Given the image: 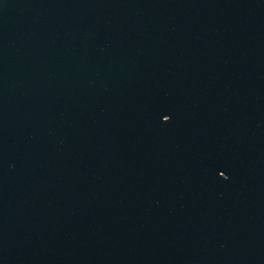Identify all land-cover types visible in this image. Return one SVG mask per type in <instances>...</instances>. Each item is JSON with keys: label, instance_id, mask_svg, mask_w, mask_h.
I'll return each mask as SVG.
<instances>
[{"label": "water", "instance_id": "obj_1", "mask_svg": "<svg viewBox=\"0 0 264 264\" xmlns=\"http://www.w3.org/2000/svg\"><path fill=\"white\" fill-rule=\"evenodd\" d=\"M0 264H264V0H0Z\"/></svg>", "mask_w": 264, "mask_h": 264}]
</instances>
